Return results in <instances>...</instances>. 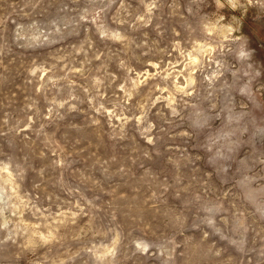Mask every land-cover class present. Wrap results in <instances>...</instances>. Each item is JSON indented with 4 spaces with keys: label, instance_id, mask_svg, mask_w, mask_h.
<instances>
[{
    "label": "rangeland",
    "instance_id": "obj_1",
    "mask_svg": "<svg viewBox=\"0 0 264 264\" xmlns=\"http://www.w3.org/2000/svg\"><path fill=\"white\" fill-rule=\"evenodd\" d=\"M0 192V264H264V0H0Z\"/></svg>",
    "mask_w": 264,
    "mask_h": 264
},
{
    "label": "bare ground",
    "instance_id": "obj_2",
    "mask_svg": "<svg viewBox=\"0 0 264 264\" xmlns=\"http://www.w3.org/2000/svg\"><path fill=\"white\" fill-rule=\"evenodd\" d=\"M192 80H193V78H191ZM9 182H11V181H9ZM1 193V192H0ZM2 197V196H1ZM1 200V199H0ZM3 206V205H2ZM36 233V232H35Z\"/></svg>",
    "mask_w": 264,
    "mask_h": 264
}]
</instances>
